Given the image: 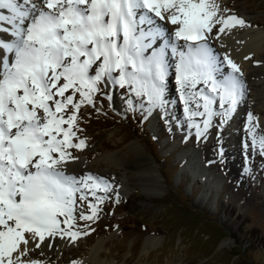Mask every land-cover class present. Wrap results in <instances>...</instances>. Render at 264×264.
<instances>
[{"label": "snow or ice", "instance_id": "6c2138e0", "mask_svg": "<svg viewBox=\"0 0 264 264\" xmlns=\"http://www.w3.org/2000/svg\"><path fill=\"white\" fill-rule=\"evenodd\" d=\"M227 11L216 0H0V264H42L26 258L30 240L38 248L46 236L76 241L86 235L74 230L77 193L80 201L95 197L90 214L79 219L97 218L107 197L96 193H107L111 184L91 173L68 175L61 165L77 159L68 149L86 147L78 135L81 105L95 106L96 94L111 100L101 85L126 87L128 110L139 106L145 117L166 108L170 49L179 100L196 138L214 117L219 127L227 124L246 84L227 54L230 71H224L208 40L214 27L219 38L249 26ZM156 18L175 26L171 36ZM253 119L248 112L251 148L258 145L264 156V136L257 139Z\"/></svg>", "mask_w": 264, "mask_h": 264}, {"label": "rangeland", "instance_id": "374dc122", "mask_svg": "<svg viewBox=\"0 0 264 264\" xmlns=\"http://www.w3.org/2000/svg\"><path fill=\"white\" fill-rule=\"evenodd\" d=\"M216 2L221 10H228L224 15L235 14L247 22L249 26L235 27L238 33H264V0ZM156 23L170 36L173 34L174 25L171 28L159 18ZM216 30L214 27L209 38L213 52ZM169 58L166 108H156L145 117L139 106L135 112L128 110L126 87L101 85L111 100L96 94L95 106L83 104L78 111L77 124L82 129L78 135L86 140V147L67 151L87 167L81 171L83 175H101L112 187L107 193L97 191L96 195L107 198L97 205L99 212L93 220H81L79 215L90 214L88 202L95 203V197L89 195L80 201L76 194L74 230L87 234L76 241L57 236L69 239L68 244L77 250L67 264L73 260L86 262L94 250H98L92 261L96 264H264V156L258 145L251 155L245 149V144L251 147L252 143L246 127L248 112L253 114L251 123L256 126L257 139L264 136V72L243 79L245 96L227 124L219 127L220 117H214L205 136L197 139L179 100L175 58L170 49ZM218 58L224 63V71H230L223 56ZM261 64L264 68V57ZM240 68L244 72L243 65ZM135 99L138 104L140 98ZM190 106L194 108L195 104ZM213 107L218 108V103ZM194 119L203 127L201 117ZM132 143L145 150L158 170L155 197L145 195L148 192L137 171L141 157L130 149ZM107 151L118 155L109 160L111 175L106 177L95 162ZM232 152L238 157L235 167L240 171L241 191L222 162L226 157L231 160ZM72 160L64 162L61 169L66 172ZM125 165L130 169L126 170ZM69 173L75 175L72 170ZM147 236H153L155 244L145 245Z\"/></svg>", "mask_w": 264, "mask_h": 264}, {"label": "bare ground", "instance_id": "6f19581e", "mask_svg": "<svg viewBox=\"0 0 264 264\" xmlns=\"http://www.w3.org/2000/svg\"><path fill=\"white\" fill-rule=\"evenodd\" d=\"M166 20L167 25H169L171 28L173 25L169 23ZM146 28V27H145ZM211 39L208 40L209 45L211 46ZM215 40V55L217 57L225 56V54L229 55L236 63L238 62L240 66L243 65L244 68V74L242 79L249 80L251 76L258 75L264 72V68L262 67V57H264V33L262 31H246L241 33H238L235 30V27L227 30L224 34H221V36L218 39ZM213 45V44H212ZM250 54V56H249ZM245 57H248V59H245ZM171 61V58H169L168 63ZM257 61L259 63H257ZM252 78V77H251ZM263 83V82H262ZM220 136L222 137L221 133ZM249 143V142H248ZM217 145H221V142H219ZM249 146V144H248ZM130 149L136 153V156H139L140 161V167L137 169V171L141 174H139L140 182L145 186L147 190H145L146 197H155L157 195L158 189L156 186V181L158 180V170L155 168L153 163L151 162V158L147 155L145 150L140 146L136 145L135 143L130 144ZM215 149V147H214ZM210 150V149H209ZM249 154L251 155V152L253 151L251 147H248ZM117 153L112 152H104L101 157L96 160L95 164H98L99 168L105 173L106 177L111 175V171H109V166H111V162L113 161V157L117 156ZM231 160L230 158H224L223 159V165L227 169L228 173L231 176V179L235 181L236 188L238 190H242V181H241V175L240 171L237 170L235 167V163L238 161V157L236 155V152H232L231 154ZM253 155V154H252ZM76 160V159H75ZM74 159L71 161L72 164L65 167L67 171L70 172L72 170L76 174L83 175L84 173L81 172L84 169H86V166H83L81 164V160L77 158L75 161ZM109 160L111 162H109ZM124 159H121L122 162ZM70 162V163H71ZM72 165V166H71ZM82 165V166H81ZM126 170H129L130 167L124 166ZM140 170V171H139ZM66 171V172H67ZM136 171V172H137ZM68 172V175L71 174ZM100 175V174H99ZM113 175V174H112ZM147 177H146V176ZM101 177V175H100ZM139 179V178H138ZM149 186H151L149 188ZM149 189V190H148ZM144 194V193H143ZM39 238H37L38 240ZM70 242L69 239H62L55 237H45L44 241H39L40 246L38 247V250H35L32 245L35 244V241H29V252L27 254V259H33L41 261L42 264H67L69 263V258L74 257L77 253V250L75 247H71V244H68ZM155 239L153 236H147L145 237V245H153L155 244ZM71 243V242H70ZM51 245L49 247L48 245ZM98 250H94L91 253V259L87 260L86 262H79V264H96L97 262H92L94 260V254ZM99 254V253H97ZM100 255V254H99ZM105 257H108V254H104ZM23 259V258H22ZM102 263V262H101ZM126 263V262H125Z\"/></svg>", "mask_w": 264, "mask_h": 264}]
</instances>
